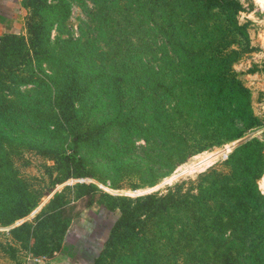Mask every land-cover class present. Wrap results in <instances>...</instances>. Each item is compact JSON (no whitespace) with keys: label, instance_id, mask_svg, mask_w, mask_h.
Returning a JSON list of instances; mask_svg holds the SVG:
<instances>
[{"label":"rangeland","instance_id":"1","mask_svg":"<svg viewBox=\"0 0 264 264\" xmlns=\"http://www.w3.org/2000/svg\"><path fill=\"white\" fill-rule=\"evenodd\" d=\"M197 1H167L164 8L174 6L180 30L191 28L196 34L190 43L195 50L218 41L220 47L235 51L226 52L223 70L248 90L260 125L241 138L251 134L264 143V0H240L239 13L214 8L206 17ZM150 6L148 0H22L20 32L0 33V107L6 113L0 119L6 116L2 120L8 122L0 129V264L57 255L41 253L60 242L61 226L52 212L59 203L76 200L80 184L93 186L98 202L118 214L122 202L134 205L147 194H174L192 202V195L212 187L211 178L203 175L212 169L230 171L223 162L239 144L229 147L241 138L194 154L188 150L184 158L176 150L168 154L160 112L164 100L173 104L174 99L164 87L175 88L181 78L185 85L177 89L185 90L183 101L193 106L190 91L201 75H186L185 59L169 57L175 53L162 34L169 28L149 29ZM126 69L133 73L130 80L113 85L121 88L122 103L107 106L101 99L100 72L114 75ZM169 69L182 73L170 74ZM231 83L235 90L236 83ZM229 98L228 104H240L245 96L234 93ZM185 115L189 129L184 134L195 143L191 117L200 116ZM234 118L238 120L233 115L230 121ZM77 133L85 134L76 153L81 159L78 170L85 175L64 178L61 158L72 155ZM240 166L242 179L232 184L249 189L251 198L257 188L264 196V164ZM19 201L30 211L10 223L15 216L11 202ZM257 203L258 214H264V199ZM97 204L83 208L80 218L100 214ZM193 205L179 203L165 213L155 211L151 221L145 215V222L134 229H117L95 264H197L200 232L210 229L203 231ZM23 224L30 227L15 232ZM220 230L228 240L239 232L232 223ZM226 249L225 264H233L236 245L228 243Z\"/></svg>","mask_w":264,"mask_h":264},{"label":"trees","instance_id":"2","mask_svg":"<svg viewBox=\"0 0 264 264\" xmlns=\"http://www.w3.org/2000/svg\"><path fill=\"white\" fill-rule=\"evenodd\" d=\"M148 1L151 5L148 11V20L151 25L149 29H162L164 26H168L169 28L167 32H162V34L165 35L166 46L172 44V52L175 53L174 56L169 57L177 60L185 59L186 66L183 72L186 73V75H201L199 79L195 80L197 84L195 85L194 91H190L191 94L190 92H186V94L189 93L191 97L196 100L193 106H189L183 101L185 96L183 92H185V90L177 89L179 86L185 85L181 83V78H179L180 84L178 86L175 84V88L169 87L171 84L168 85V88L164 87L166 88V92L168 91L173 95L174 99L173 104H168L169 102L164 100L163 110L160 112L163 129L162 139H168L167 142L164 141L169 152L168 154L176 150L177 153L184 158L185 155H190V152H186L188 150H192L191 154H194L203 150L212 149L224 143L239 139L246 135L248 131L260 126L255 121L256 117L252 110L248 90L234 77L233 79L229 77V75H232L230 71L229 74H226L223 70L222 64L227 58L226 52L228 51V54H230L235 51L220 47L218 41L216 42V46L211 45L207 48L198 47L195 50L193 46H190V43L195 41L197 38L196 34L191 28L187 29V31L180 30V27H178L180 15L177 19L179 13L174 6L171 8H164V4H166L167 1L178 2L180 0ZM193 1L198 2L197 0ZM199 2L203 4L200 8L203 10L202 12H204V17L210 15L214 11V8L223 12L231 11L235 13H239L243 9L240 0H199ZM201 16H203V13H201ZM159 21L162 24H160ZM205 26L206 25H204V27ZM112 37L113 36L110 35L108 39L113 41L114 38ZM168 73L179 74L182 72L180 70L173 71L169 69ZM113 74L114 75H111V72L109 73L108 71L100 72L99 89L104 88L101 99H106L107 106L109 105L110 107L114 106L115 101L120 105L124 97L119 94L121 88H118L117 85H115L116 90L114 89L115 87L113 88L114 83L118 82L122 84L123 81L128 82V80H130L129 74L133 73L126 69ZM231 81L236 83L235 90ZM125 88L128 89L129 87ZM176 91H178L179 94H176ZM234 93L245 96V99H243L240 104L237 102L228 104L227 101L230 99L229 97ZM186 107H190V109H193L196 114L200 116V118L191 117V127L195 129L197 134V137H195L196 139L193 138L195 143H190L189 141L191 138L186 137L184 134L185 131L189 129L185 112L190 115L195 113L193 110ZM184 108L186 110H184ZM4 111L3 107H0V115H6ZM224 113H228L227 116L221 117ZM233 115L238 118V120L234 118L236 121H234L235 123L233 120L230 121ZM211 116L214 118L211 119ZM2 118H6V116ZM2 118L0 119V129L4 130L8 122L6 119L2 120ZM231 128L233 132L226 135L227 131ZM81 138H85L84 133L75 134L72 155L63 156L61 158L66 167L64 178H69L73 175L76 177L85 175L84 172H82L83 170H78L81 166V159H78V156H76L78 141ZM242 162L246 163V167L251 168H255L257 165H261V163L264 164V143L251 137L239 144L233 152H231L228 159L223 162L226 167L230 165V171L225 172L212 169L206 175H203L202 178H211L212 187L206 188L207 192L201 191L192 195V202H188V200L185 201L182 198H176L174 194L162 196L147 194L143 197L136 198L134 200V205H131L129 202H122V209L118 210V215L112 220L107 238L103 242L92 264H95L101 257L102 251L104 247L110 243L114 231L120 228L134 229L137 225L145 222L142 218L145 215L148 221H151L152 216L156 213L155 211L165 213L168 209L177 207L179 203L186 208L194 204L193 206L199 213V225H203V231H206L207 228L210 229L209 233L206 234L200 232L199 249L195 259L197 264H225V253L228 243L235 244L237 249L232 256L231 262L233 264H264V214H258L261 204L259 203L260 205H258L257 203V201L264 199V196L257 188V194L251 198L248 195V193H250L249 189H243L241 186L232 184L242 179L240 175L242 169L240 163ZM254 184L256 185V183ZM78 187L79 193L76 200L61 202L55 206V210L52 212V217L56 218L61 226L58 230V239H60V242H58L52 250L50 248H43L41 253H63V243L61 244V242H64L67 231L80 218L82 209L90 208L96 202L102 204V202H98L99 200L96 198V192L93 186L89 184H80ZM253 190H255V188H253ZM12 194L15 193L12 192ZM58 199L59 195L55 196L54 202H57ZM11 203L13 207L10 208V210L15 211V216L8 221L10 223L24 217L30 211L26 206V202L25 204L20 201ZM187 204L189 205L187 206ZM107 209L110 210V208ZM206 210H208V212H206ZM113 211H115V209ZM139 211L144 214H139ZM148 212H150V214H147ZM228 223H232L239 231L234 235L233 240H231V238L228 240L226 233L220 230ZM26 227L29 228L30 225L23 224L18 226L15 232ZM212 230H214V232ZM56 238L57 236L54 237V240H56ZM210 246H212V248H209ZM63 254H65V252ZM68 256L70 257V254H68Z\"/></svg>","mask_w":264,"mask_h":264},{"label":"crops","instance_id":"3","mask_svg":"<svg viewBox=\"0 0 264 264\" xmlns=\"http://www.w3.org/2000/svg\"><path fill=\"white\" fill-rule=\"evenodd\" d=\"M21 10L22 0H0L1 34L20 32ZM97 205L100 214H85L83 219L79 218L67 231L62 246L64 255L59 252L55 256L31 260L26 264H62L68 254L77 261V264H92L107 238L112 220L118 215L100 203Z\"/></svg>","mask_w":264,"mask_h":264},{"label":"water","instance_id":"4","mask_svg":"<svg viewBox=\"0 0 264 264\" xmlns=\"http://www.w3.org/2000/svg\"><path fill=\"white\" fill-rule=\"evenodd\" d=\"M251 136H252V135L250 134V135H248V136H245L244 138H241V139L237 140V141H236L235 143H233L229 148H230V149H231V148H234L236 145H238V144H240V143H242V142L248 140ZM62 255H64V254H62ZM76 262H77V261H75V259H72V258H70L69 256H67V257H66V260H65L64 263H62V264H77Z\"/></svg>","mask_w":264,"mask_h":264}]
</instances>
